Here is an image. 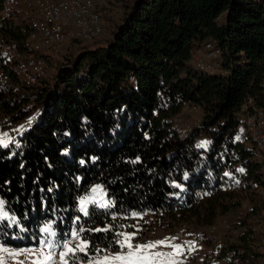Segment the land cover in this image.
Masks as SVG:
<instances>
[{
    "label": "trees",
    "instance_id": "trees-1",
    "mask_svg": "<svg viewBox=\"0 0 264 264\" xmlns=\"http://www.w3.org/2000/svg\"><path fill=\"white\" fill-rule=\"evenodd\" d=\"M125 6L105 46L86 49L50 90L47 76L29 86L2 58L3 45L26 35L0 0V126L24 120L34 96L44 106L37 123L0 144V199L19 221L0 239L32 246L52 224L62 243L79 231L90 254L118 252L121 233L149 218L208 228L242 213L229 220L237 234L218 257L231 261L248 251L243 229L264 221V163L237 140L247 100L264 109V0ZM208 42L221 49L227 75L193 68V53ZM186 106L203 110L195 131L210 140L207 149L178 137ZM94 186L114 206L91 204L85 216L79 202Z\"/></svg>",
    "mask_w": 264,
    "mask_h": 264
},
{
    "label": "built area",
    "instance_id": "built-area-1",
    "mask_svg": "<svg viewBox=\"0 0 264 264\" xmlns=\"http://www.w3.org/2000/svg\"><path fill=\"white\" fill-rule=\"evenodd\" d=\"M102 0H3L8 13H17L19 18L15 26L24 32L26 37L21 44L13 41L3 45L2 58L8 62L19 78L29 86L39 84L47 76L45 57H54V51L70 41L93 42L103 33V21L97 10ZM57 49V50H56ZM193 56L196 60L193 68L203 74L227 75L222 70V51L213 42L197 49ZM130 81L136 83L134 77ZM196 107V106H195ZM197 108V107H196ZM245 115L237 127V140L254 147L255 159L264 163V109L249 98L244 106ZM177 119L175 123L177 124ZM201 126H177L180 140L194 137L197 148L207 149L210 140L202 134L196 135ZM0 140L8 144L14 141L0 126ZM220 227L234 235L230 221L226 217L219 218L208 227V245L204 249L207 258L220 257L226 239L220 234ZM247 232L248 251L236 256L228 264H264V221L249 224L243 229ZM232 240H234L232 238Z\"/></svg>",
    "mask_w": 264,
    "mask_h": 264
},
{
    "label": "rangeland",
    "instance_id": "rangeland-1",
    "mask_svg": "<svg viewBox=\"0 0 264 264\" xmlns=\"http://www.w3.org/2000/svg\"><path fill=\"white\" fill-rule=\"evenodd\" d=\"M127 1L128 0H102L100 3H98L97 10L101 14L104 28L103 33L98 38V40L93 42L70 41L61 45L58 50L56 49L57 52L54 51V54H52V56L54 57H45L47 65L46 78L47 80H49L48 86L50 90L56 89L57 85L61 82L58 78V75L61 76V71L70 69L72 63L79 58L81 53H83L86 49H93L98 45L105 46V41L110 36L111 31L114 29L116 22L124 12V8L126 7L125 5L127 4ZM14 15L18 20V14L14 13ZM195 60L196 56H193L191 61L193 65L195 63ZM34 97L32 99V102L28 106L27 116L24 120L13 122L9 117H6V119L2 121L1 127L11 139L15 140L16 138L20 137L26 130H28L33 124L37 123L40 119V116L44 110V106L42 103L38 102ZM202 118L203 110L201 109V107L196 108L195 106H189L187 109L185 108L184 112L177 118L176 125H191L193 127H197L202 123ZM94 188L98 189V191H91V193L86 197L94 198L96 201H105L104 192L101 187L94 186L93 189ZM260 192L264 196V190L261 189ZM91 204L92 203L89 202L87 206L89 207ZM241 214L242 213L231 214L228 216L227 219L233 223H236L240 220L239 217L241 216ZM50 225L52 226V224ZM42 229V236L40 237L39 241L45 235L42 232ZM52 230L56 232L53 226ZM207 232V227H197L187 223L160 225L158 220L149 218V221H146L145 225L136 226L133 231H124L121 234H134L135 239L132 241L133 244H156V248L150 249L148 251V254L154 258L155 264H228L229 260L224 258L217 257L209 259L206 257L204 249L208 245ZM220 234L223 238L226 239V241L228 240V238L231 239L232 237H234V234L229 230L224 229V227H220ZM123 235H121L120 240L123 239ZM49 239H52L53 243L58 240L57 236L56 238L49 237ZM39 241H34V244L32 246H23L16 248L6 244L0 239V261H3L4 264H17V261H19L20 264H28V256L21 255L19 257H11L9 253L4 252L2 249L6 247L10 250V252H23L27 249L38 247ZM69 241L73 245L77 243V241L72 239H70ZM160 242H164V244L161 245ZM174 245L182 246L180 253H177ZM59 251V248L53 249L54 254L57 255V264ZM121 251L126 252L127 250L121 249L118 252ZM118 252L106 250L98 254H90V252L88 251L87 256L83 254H78L80 256L78 264H88V262L91 261L93 258H95L96 260H100L106 255L116 254ZM157 253H163V255L157 257Z\"/></svg>",
    "mask_w": 264,
    "mask_h": 264
},
{
    "label": "snow or ice",
    "instance_id": "snow-or-ice-1",
    "mask_svg": "<svg viewBox=\"0 0 264 264\" xmlns=\"http://www.w3.org/2000/svg\"><path fill=\"white\" fill-rule=\"evenodd\" d=\"M0 144L4 147H8L6 140H0ZM134 163L136 161H133ZM81 164L84 163L83 160L80 161ZM242 171V170H241ZM179 187V185H177ZM51 190V189H49ZM93 192L98 191V189H92ZM102 191V190H101ZM91 202L101 209H108L114 205L109 201H96L94 198L85 197L80 200L79 211L82 212L85 216H89L88 204ZM5 201L0 199V231H3L6 227H11L12 225H18L19 221L16 219L15 215H9L8 211H4ZM78 219V218H77ZM97 232L102 231V229H96ZM42 232L45 234L44 237L39 241V245L36 248L27 249L26 251H13L6 247L2 250L6 253H9L11 257H19L25 255L29 257L28 264H57V255L54 254L53 249L59 248L58 253V264H78L80 256L78 254L88 255L89 248L91 247L90 243L81 237L79 231H73L68 235L72 240L77 241L75 245L69 242H61L56 240L53 243L51 238H56L57 234L52 230V226L49 224L42 229ZM123 235V234H121ZM135 239V235H123V239L119 241L120 249H126L127 251H121L116 254L106 255L100 260L93 258L88 264H155L154 258L148 254L150 249L157 247L156 244H133L132 241ZM161 245L164 242H160ZM177 253L181 252L182 246L174 245ZM157 257L162 256L163 253H157ZM0 264H4L3 261H0ZM17 264H20L17 261Z\"/></svg>",
    "mask_w": 264,
    "mask_h": 264
},
{
    "label": "crops",
    "instance_id": "crops-1",
    "mask_svg": "<svg viewBox=\"0 0 264 264\" xmlns=\"http://www.w3.org/2000/svg\"><path fill=\"white\" fill-rule=\"evenodd\" d=\"M189 106H186L185 108L187 109ZM185 110V109H184ZM184 112V111H183Z\"/></svg>",
    "mask_w": 264,
    "mask_h": 264
}]
</instances>
